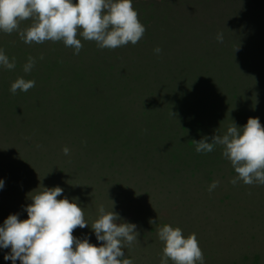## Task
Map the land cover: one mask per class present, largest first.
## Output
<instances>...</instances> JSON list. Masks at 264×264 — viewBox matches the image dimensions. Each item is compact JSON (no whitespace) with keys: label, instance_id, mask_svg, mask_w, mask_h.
<instances>
[{"label":"rangeland","instance_id":"1","mask_svg":"<svg viewBox=\"0 0 264 264\" xmlns=\"http://www.w3.org/2000/svg\"><path fill=\"white\" fill-rule=\"evenodd\" d=\"M234 2L132 0L146 28L135 45L99 49L78 36L83 44L78 55L63 42L35 48L39 62H50L47 54H55L53 68L46 67L50 76L58 75L66 56L75 70L89 66L84 77L91 79L84 81L92 99L99 97L95 74L104 82L109 75L105 61L118 57L112 82L119 89L97 106L133 107L140 126L133 131L101 116L86 122L79 113L60 112L58 104L56 112H47L42 96L28 102L30 90L20 101L12 98V112L10 103L1 108L0 101V226L9 214L27 218V194L39 185L59 186L63 197L78 202L89 226L99 205L110 210L115 202L112 210L121 220L137 226L139 243L123 249L134 264H160L163 244L157 228L164 224L181 228L185 236L195 233L205 264H264V185H232L236 173L220 146L210 153L195 150V141L207 137L210 142L232 121L243 126L257 117L264 126V0ZM218 33H223L222 43ZM40 65L37 75L43 74ZM11 73L0 66L2 85ZM165 118L164 127L160 119ZM172 134L176 146L191 145L174 157L165 141ZM216 180L218 187L209 192ZM73 235L102 243L90 227ZM9 251L0 248V264H12L4 259Z\"/></svg>","mask_w":264,"mask_h":264},{"label":"clouds","instance_id":"2","mask_svg":"<svg viewBox=\"0 0 264 264\" xmlns=\"http://www.w3.org/2000/svg\"><path fill=\"white\" fill-rule=\"evenodd\" d=\"M24 22L28 23L21 28ZM145 31L132 0H0V32L18 33L28 45L63 42L78 55L83 48L78 36L95 42L99 49L114 50L137 44ZM216 39L222 43L223 33H218ZM154 51L159 54L161 49ZM35 64L36 58L29 56L23 72L30 73ZM0 66L9 70L16 66L15 58L10 62L3 49ZM33 87L34 80L17 77L10 92H28ZM216 146L221 147L223 158L236 173L230 180L232 185L241 181L245 185H264V126L257 117H249L243 126L232 121L223 134H214L210 142L207 137L195 141L198 153H210ZM63 153L68 155L69 149L63 148ZM219 183L213 181L208 191ZM3 187L4 181L0 180V189ZM30 193L27 196L31 203L24 206L27 218L9 214L0 226V248L10 249L5 260L12 264H134L125 258L123 249L139 243L137 226L121 220L112 210L114 201L110 210L99 205L97 218L89 226L78 202L63 197L61 187L39 185ZM86 227L92 229L101 244L73 235L75 229ZM157 236L163 244L160 264H169V260L172 264H205L195 233L185 236L181 228L164 224L157 228Z\"/></svg>","mask_w":264,"mask_h":264},{"label":"trees","instance_id":"3","mask_svg":"<svg viewBox=\"0 0 264 264\" xmlns=\"http://www.w3.org/2000/svg\"><path fill=\"white\" fill-rule=\"evenodd\" d=\"M75 2V0H74ZM235 4H247V0H235ZM242 4V5H243ZM28 22H24L21 24V28L25 27ZM42 44H25L19 37L18 33H12V34H6L3 32H0V47H3L8 55L10 56V62L13 58H15V68L12 69V77L9 78V81L7 83L0 82V101L2 102L1 108H3L5 105L10 103V111L12 112L14 105L12 98L19 100L23 99L21 96L27 92L23 91H17L15 94L10 92V86L11 83L17 78L22 77L26 80H34L35 81V87H33V91L30 89V94L28 97H30V101L28 98V102L38 101L40 96H42L44 107L48 106L47 112H56V108L54 107L55 104H58L60 107V112H74L79 113L82 115L81 117L84 118L86 121V118H92L101 116V121H106L107 119L110 121H116L119 122L120 125H123L129 129H132L133 131H137L140 126V120L139 115L136 114V112L133 110V107H127L126 105H119L117 107H98L97 103L100 98L108 96V94H111L115 88L119 89L115 84L112 82L114 78H117V73L115 72V62L114 60L118 59V57H109L105 63H104V69L108 71V76L104 77L105 81H101L99 75L95 74V84H97V93L99 97H89L87 95H92L91 87L86 84L85 81H89L90 79H85L84 72L88 70L89 66H80L77 67L76 70L73 68L72 65V58L70 56L64 57L65 63L62 64V67L60 69V72L57 76H50L46 74L45 72L48 71L47 66L50 68L52 67L53 59L55 58L54 53H48L47 57L50 62H39L37 60L36 55L33 54V51L36 50L35 48H40ZM237 53L240 52V44L237 45L236 50ZM32 56L36 58V64L35 67L32 69L30 73H24L23 72V65L27 62L28 57ZM46 57V56H45ZM40 64H42L44 67L41 68L40 72H42V75H37L38 68H40ZM42 67V66H41ZM22 71V73H21ZM77 77L79 78V81L74 83L72 82V78ZM85 80V81H84ZM91 93V94H87ZM82 94V95H81ZM86 96H85V95ZM118 95H121L122 92L120 91L117 93ZM11 97V100H8V98ZM86 97L90 98V101H87ZM12 103V104H11ZM46 105V106H45ZM70 108V109H69ZM101 112V113H98ZM96 113V114H94ZM159 113H163V108L160 110ZM92 116V117H91ZM90 122V121H86ZM164 122V127L168 123V119H160V123ZM159 123V126H160ZM164 129V128H161ZM165 134L168 132H172L171 129H164L163 130ZM174 135H170L165 141L167 144L171 145V152L172 156L174 157L177 150L179 149L182 151L184 148H190L191 145L187 143L186 147L180 148L175 145L174 141ZM185 155V154H184ZM185 158L186 155H185ZM191 169L187 171V173H190Z\"/></svg>","mask_w":264,"mask_h":264}]
</instances>
